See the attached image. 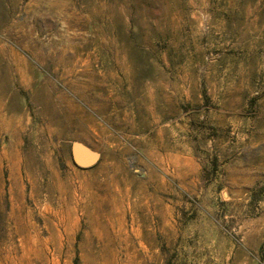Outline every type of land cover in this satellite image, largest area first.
Masks as SVG:
<instances>
[{
	"label": "rangeland",
	"instance_id": "rangeland-1",
	"mask_svg": "<svg viewBox=\"0 0 264 264\" xmlns=\"http://www.w3.org/2000/svg\"><path fill=\"white\" fill-rule=\"evenodd\" d=\"M75 258L264 264V0H0V264Z\"/></svg>",
	"mask_w": 264,
	"mask_h": 264
},
{
	"label": "water",
	"instance_id": "water-1",
	"mask_svg": "<svg viewBox=\"0 0 264 264\" xmlns=\"http://www.w3.org/2000/svg\"><path fill=\"white\" fill-rule=\"evenodd\" d=\"M73 163L80 167H92L100 159V153L90 148L83 142L76 141L72 144L70 151Z\"/></svg>",
	"mask_w": 264,
	"mask_h": 264
},
{
	"label": "trees",
	"instance_id": "trees-1",
	"mask_svg": "<svg viewBox=\"0 0 264 264\" xmlns=\"http://www.w3.org/2000/svg\"><path fill=\"white\" fill-rule=\"evenodd\" d=\"M206 101H207V97H206ZM74 262H75V264H78V259L75 258V259H74Z\"/></svg>",
	"mask_w": 264,
	"mask_h": 264
}]
</instances>
